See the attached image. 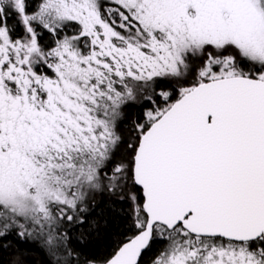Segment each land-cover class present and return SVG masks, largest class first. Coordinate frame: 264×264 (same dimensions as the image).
Instances as JSON below:
<instances>
[{"label": "snow or ice", "instance_id": "1", "mask_svg": "<svg viewBox=\"0 0 264 264\" xmlns=\"http://www.w3.org/2000/svg\"><path fill=\"white\" fill-rule=\"evenodd\" d=\"M103 198L126 231L86 253ZM13 238L0 264H264V0H0Z\"/></svg>", "mask_w": 264, "mask_h": 264}, {"label": "trees", "instance_id": "2", "mask_svg": "<svg viewBox=\"0 0 264 264\" xmlns=\"http://www.w3.org/2000/svg\"><path fill=\"white\" fill-rule=\"evenodd\" d=\"M98 204L99 207L94 215L98 228L86 233L83 243H80L79 232L74 234V243L86 253H102L110 249L118 234L126 231V220L120 211L121 205L113 204L107 198L98 199ZM17 250V242L13 238V246L10 249L0 250V260L12 259ZM19 252L22 254L24 264H47L46 257L36 244H22L19 246Z\"/></svg>", "mask_w": 264, "mask_h": 264}]
</instances>
